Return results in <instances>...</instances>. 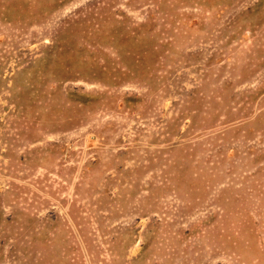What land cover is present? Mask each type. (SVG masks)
<instances>
[{"label": "rangeland", "instance_id": "1", "mask_svg": "<svg viewBox=\"0 0 264 264\" xmlns=\"http://www.w3.org/2000/svg\"><path fill=\"white\" fill-rule=\"evenodd\" d=\"M0 264H264V0H0Z\"/></svg>", "mask_w": 264, "mask_h": 264}]
</instances>
